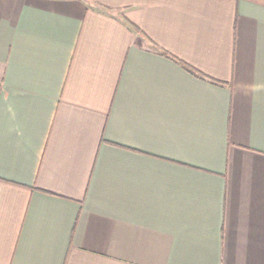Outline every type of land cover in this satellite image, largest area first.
Wrapping results in <instances>:
<instances>
[{"label": "crops", "instance_id": "1", "mask_svg": "<svg viewBox=\"0 0 264 264\" xmlns=\"http://www.w3.org/2000/svg\"><path fill=\"white\" fill-rule=\"evenodd\" d=\"M0 264H264V0H0Z\"/></svg>", "mask_w": 264, "mask_h": 264}]
</instances>
